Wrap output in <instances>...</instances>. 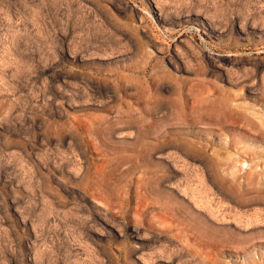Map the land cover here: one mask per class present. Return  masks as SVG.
Masks as SVG:
<instances>
[{"label":"rangeland","instance_id":"obj_1","mask_svg":"<svg viewBox=\"0 0 264 264\" xmlns=\"http://www.w3.org/2000/svg\"><path fill=\"white\" fill-rule=\"evenodd\" d=\"M0 264H264V0H0Z\"/></svg>","mask_w":264,"mask_h":264},{"label":"bare ground","instance_id":"obj_2","mask_svg":"<svg viewBox=\"0 0 264 264\" xmlns=\"http://www.w3.org/2000/svg\"><path fill=\"white\" fill-rule=\"evenodd\" d=\"M204 108H205V107H204ZM205 109H206V108H205ZM207 109H208V108H207ZM206 111H207V110H206ZM209 111H210V110H209ZM209 111H208V112H209ZM208 112H207V113H208ZM207 113H206V114H207ZM203 114H205V113H203ZM201 116H202V115H201ZM201 116H200V117H201ZM200 117H199V118H200ZM227 119H228V118H227ZM114 123H115V122H114ZM198 235H199V234H198Z\"/></svg>","mask_w":264,"mask_h":264}]
</instances>
